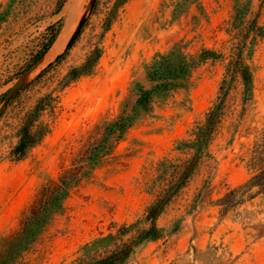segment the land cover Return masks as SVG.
<instances>
[{
  "label": "rangeland",
  "instance_id": "obj_1",
  "mask_svg": "<svg viewBox=\"0 0 264 264\" xmlns=\"http://www.w3.org/2000/svg\"><path fill=\"white\" fill-rule=\"evenodd\" d=\"M68 18L66 42L45 59ZM52 35L43 60L0 113V237L19 230L22 213L64 171L77 182L63 208L9 264L98 257L112 245L87 251L83 245L124 226L121 237L137 241L149 224L146 208L162 187L159 162L180 156L172 151L175 141L213 104H220L216 131L194 173L156 218L161 235L134 243L122 264H264V193L221 202L264 168V0H0V108ZM174 44L214 53L193 67L183 86L156 91L123 137L96 148L101 121L118 114L133 82L150 87L147 69ZM89 56L87 72L72 77ZM242 65L251 73L247 90ZM27 117L35 142L19 156L14 149Z\"/></svg>",
  "mask_w": 264,
  "mask_h": 264
},
{
  "label": "trees",
  "instance_id": "obj_2",
  "mask_svg": "<svg viewBox=\"0 0 264 264\" xmlns=\"http://www.w3.org/2000/svg\"><path fill=\"white\" fill-rule=\"evenodd\" d=\"M52 40L53 35L38 57L44 54ZM201 53H189L179 44H174L167 52L158 54L146 71L147 79L151 83L150 87H145L137 81L131 84L127 97L120 104L118 114L111 120L101 121L99 125L101 136L96 148L107 147L113 141L123 137L126 131L135 124L140 114L148 110L156 91L168 90L175 85L176 87L183 86L185 82H188L193 67H196L201 60L207 58L206 55L213 54L214 51L203 49ZM63 54L64 52L57 59H60ZM90 63L91 56L81 66L71 71L72 77L87 72ZM240 76L247 90L251 84V73L246 65H242ZM219 108L220 104H213L204 113L202 121L197 122L187 132V137L175 141L172 151H176L179 157L173 160L165 157L159 162L165 165L161 170L163 173L162 187L154 201L146 208L145 219L149 224L146 229L137 233V241L124 240L121 237V234L127 233L128 227L124 226L118 234L109 233L97 237L82 247L83 251H87L103 243L106 247L112 245V248L108 249L105 254L89 259L79 258L66 264H122L132 252L134 243L143 239H155L161 235V229L156 226L155 220L172 195L187 183L199 165L203 154L206 153L220 120ZM36 109L35 107L34 110ZM31 124V120L27 117L20 128V138L14 149L19 156L23 155L26 149L35 142ZM86 158L91 157L89 155ZM76 182L75 173L64 171L58 180L45 190L42 197L22 213L19 230L11 235L0 237V264H9L17 254L19 255V252L24 251L35 241L51 217L63 208L64 201ZM254 187L257 191L251 192L250 190ZM261 192L264 193V168H260L243 183L225 193L221 202L227 205L241 203Z\"/></svg>",
  "mask_w": 264,
  "mask_h": 264
},
{
  "label": "water",
  "instance_id": "obj_3",
  "mask_svg": "<svg viewBox=\"0 0 264 264\" xmlns=\"http://www.w3.org/2000/svg\"><path fill=\"white\" fill-rule=\"evenodd\" d=\"M83 18L79 21V24L77 26V29L75 31V33L72 35V37L70 38L67 46L74 40V38L76 37V35L78 34L79 30H80V27L83 23ZM43 55L41 57H39L26 71H24V73L12 84V86L8 89L7 93H6V96H5V101L2 105V107L0 108V113L2 112V110L4 109L5 107V104H6V101L8 100L10 94L12 92H14L16 89H18L21 84L23 83V80H24V77L25 75L31 70L33 69L38 63H40L42 60H43Z\"/></svg>",
  "mask_w": 264,
  "mask_h": 264
},
{
  "label": "bare ground",
  "instance_id": "obj_4",
  "mask_svg": "<svg viewBox=\"0 0 264 264\" xmlns=\"http://www.w3.org/2000/svg\"><path fill=\"white\" fill-rule=\"evenodd\" d=\"M72 0H69V2H71ZM71 5L68 3V7H70ZM67 7V8H68ZM71 27H72V23H71V20L70 18H68L65 26L63 27V29L61 30L58 38L56 39V41L54 42L52 48L50 49L48 55L46 56L45 59H48L50 58L56 51H58L63 45L64 43L66 42V39H67V36L69 35L70 33V30H71Z\"/></svg>",
  "mask_w": 264,
  "mask_h": 264
}]
</instances>
